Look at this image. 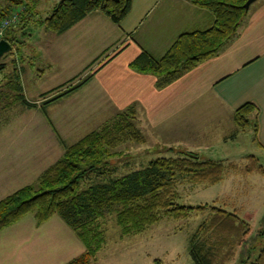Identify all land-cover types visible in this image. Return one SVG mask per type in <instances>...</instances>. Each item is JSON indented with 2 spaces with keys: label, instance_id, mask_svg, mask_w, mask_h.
Returning a JSON list of instances; mask_svg holds the SVG:
<instances>
[{
  "label": "crops",
  "instance_id": "crops-1",
  "mask_svg": "<svg viewBox=\"0 0 264 264\" xmlns=\"http://www.w3.org/2000/svg\"><path fill=\"white\" fill-rule=\"evenodd\" d=\"M193 1L132 0L119 24L96 10L64 33L52 34L46 48L59 69L35 101L24 95L20 75L23 95L37 107L20 106L23 111L0 133V200L34 184L65 147L128 110L135 112L137 127L149 137L170 141L174 126L187 131L193 122L201 133L235 130L234 111L251 102L257 108L250 117L257 122L254 142L264 152V0L251 4L233 40L171 83L158 87L154 75L131 67L141 51L161 57L180 34L213 26L212 12ZM87 77L77 90L43 106ZM33 231L39 234L31 241ZM59 231L63 227L55 218L38 225L27 214L0 233H6L8 244L31 241L36 246L45 241L43 248L48 249L58 239L47 234Z\"/></svg>",
  "mask_w": 264,
  "mask_h": 264
},
{
  "label": "trees",
  "instance_id": "trees-1",
  "mask_svg": "<svg viewBox=\"0 0 264 264\" xmlns=\"http://www.w3.org/2000/svg\"><path fill=\"white\" fill-rule=\"evenodd\" d=\"M0 8V21L15 11L18 14L16 25L22 31L37 15L39 0H11ZM132 0H62L43 23L45 29L60 35L77 21L93 11H100L113 23L119 24L130 11ZM196 5L206 8L215 17L212 27L180 34L161 57H154L146 51L131 63V67L157 78V86L167 85L186 71L216 55L226 44L238 35L248 11L243 8L246 0H195ZM12 29L5 32L4 39L15 41ZM23 34V32H22ZM12 37V38H11ZM6 69L0 64V73ZM20 70L16 65L8 78L7 86L14 92V101L25 108H36L23 95ZM89 77L77 85L43 102V106L77 90ZM256 106L247 102L233 113L236 129L253 124L257 132ZM133 110L117 115L102 129L93 131L76 144L65 147L62 156L45 170L36 182L25 186L0 200V231L17 223L27 214H33L37 224L58 216L83 242L85 251L67 264H89L94 260L102 236L93 228V223L104 215L118 213V223L125 233L139 231L142 223L154 220V208H167L166 186L175 178L191 177L197 181L217 182L221 176V164L199 160L196 154L186 153L179 158H156L145 166L116 175L113 169L107 170V160L115 155L114 150L128 141H141V131L137 127ZM234 136H232L233 138ZM85 185L80 188L81 183ZM151 198V201L138 206V203ZM170 211L166 210L167 215ZM211 219L219 232L246 236L250 233L247 222L234 214L214 210ZM182 217L173 211L171 215ZM243 227L242 233L240 228ZM264 234V231L263 233ZM227 237V236H226ZM240 238V237H239ZM219 243V242H218ZM239 244V243H238ZM213 245L207 239L194 235L189 243V255L193 264H213ZM248 255L241 264H264V247Z\"/></svg>",
  "mask_w": 264,
  "mask_h": 264
},
{
  "label": "rangeland",
  "instance_id": "rangeland-1",
  "mask_svg": "<svg viewBox=\"0 0 264 264\" xmlns=\"http://www.w3.org/2000/svg\"><path fill=\"white\" fill-rule=\"evenodd\" d=\"M61 1L39 0L35 6L37 15L22 26V31L18 29L19 25L10 27L12 37L16 38L11 42L12 51L0 60V64L6 65L0 73V133L8 127V121H13L23 111L14 101V92L7 86L13 65L20 72L23 68L24 95L30 101L38 98L46 89L43 87L52 82L50 76L59 69L46 48L54 33L45 29L43 23ZM9 3L13 1L0 0V8ZM21 11L19 8L14 13ZM189 128L184 131L181 126H174L170 141H164L159 136H155L156 139L149 137L140 126L141 141H128L117 147L115 155L107 160L106 168L121 175L145 166L152 159L179 158L192 152L201 161L221 164L219 180L201 182L191 177L175 178L166 186V199H170L167 208H154V220L142 223L137 232L125 233L118 223L117 212L97 219L93 228L103 239L89 264H193L188 248L194 235L206 238L208 245H213V264H241L248 255L252 258L264 247V152L254 142L253 128L234 130L232 126L201 133L198 122L189 123ZM175 133L180 134V138H176L179 136ZM175 142L178 144L169 145ZM85 183L82 182L80 188ZM150 201L151 198H147L138 206ZM166 210L183 216L171 215L173 211L167 215ZM214 210L243 219L249 224L250 233L244 237L235 236L233 231L222 235L211 224ZM53 218L61 222L63 231L47 234V237L58 239L48 249L43 248L45 241L36 246L31 243L39 234L35 231L25 245V242L17 241L8 244L6 233H0V264H67L82 255L85 251L83 242L58 216ZM242 230L243 227L240 233Z\"/></svg>",
  "mask_w": 264,
  "mask_h": 264
},
{
  "label": "water",
  "instance_id": "water-1",
  "mask_svg": "<svg viewBox=\"0 0 264 264\" xmlns=\"http://www.w3.org/2000/svg\"><path fill=\"white\" fill-rule=\"evenodd\" d=\"M255 1L257 0H246V2L243 5L244 10L248 11L251 4H253ZM12 48L13 47L9 41H7L6 39H1L0 40V60L3 58L4 55L12 51Z\"/></svg>",
  "mask_w": 264,
  "mask_h": 264
},
{
  "label": "built area",
  "instance_id": "built-area-1",
  "mask_svg": "<svg viewBox=\"0 0 264 264\" xmlns=\"http://www.w3.org/2000/svg\"><path fill=\"white\" fill-rule=\"evenodd\" d=\"M18 20V14L14 13L0 21V40L4 39L5 32L13 25L16 24Z\"/></svg>",
  "mask_w": 264,
  "mask_h": 264
}]
</instances>
